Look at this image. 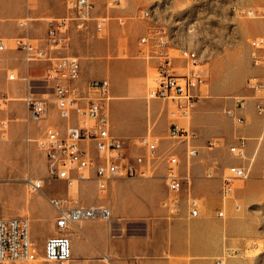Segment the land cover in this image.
Returning <instances> with one entry per match:
<instances>
[{
  "label": "rangeland",
  "instance_id": "374dc122",
  "mask_svg": "<svg viewBox=\"0 0 264 264\" xmlns=\"http://www.w3.org/2000/svg\"><path fill=\"white\" fill-rule=\"evenodd\" d=\"M113 1L116 0H97L94 16L122 17L125 24L119 26L112 19L109 28L100 35L95 33L93 23H88L87 28H78L76 21L70 19L73 15L69 14L64 0H0V40L6 47L0 53V122L5 125V132L0 133V170L4 172L0 176V217H25L30 221V235L37 249V259H41L36 264H51L42 260L44 243L41 239L49 229L51 235L47 238L56 236L54 212L48 199H68L72 204L110 208L108 193L111 184L105 192H100L93 180L75 183L67 189L65 182L48 176L44 155L36 149L35 143L27 142V139L42 136L43 131L37 126V135H32V124L39 122L32 123L27 119L22 95L25 88L21 79L27 70H30L32 78V67L41 68L47 63L26 64L22 54L14 48L15 39L24 38L30 43L45 46L52 28L50 22L56 25L66 18V26L57 35L60 42L51 47L53 58L74 57L80 63L116 62L121 70H128L126 80H144L146 97L157 76L156 62L149 56V46H139V38L162 35L167 40L168 52L173 56L177 55L175 49L178 47L194 50L199 59L197 69L207 81L199 90L200 100H221L224 102L222 109L226 110L231 109L230 103L248 97L246 80L256 74L250 64L249 42L264 36V0H118L121 8L111 6ZM246 9H254L255 16L246 17L239 12ZM144 12L149 16L143 17ZM21 22L23 27H20ZM240 52L243 55H239ZM177 63L183 64L182 61ZM10 73L17 76L16 81L7 80ZM12 86H16L15 92H12ZM35 92L42 95L50 91L42 83L36 86ZM40 97L50 98L49 95ZM152 101L159 104L160 110L166 104L162 100ZM250 102L246 99L247 107ZM12 104H19L20 108L12 109ZM168 106L171 110L172 104ZM190 116L179 120L169 116V121L191 132ZM49 128L57 130L55 126ZM150 138L158 137L150 135ZM260 143L257 156L246 155L240 159L247 167V178L234 180L231 195L223 200L225 220L233 222L227 237L228 252L222 257L224 264H264V137ZM169 149L158 153L161 158L156 161L154 169H148L146 178L134 179L156 178L157 169L164 163ZM191 163L192 160L189 166ZM212 171L209 173L213 178L216 175ZM227 174L225 170L221 178ZM31 179L42 180V188L32 190L28 185ZM27 196L32 198V204L25 201ZM46 211L51 213L48 219L45 218ZM90 222L105 225L108 240L120 231L123 234L127 232V226L120 220H114L111 228L105 221ZM33 225L38 230L36 236L32 234ZM116 226L118 230H115ZM135 229L129 233H138L140 225L137 224ZM76 237L93 243V235L76 234ZM103 262L109 264L108 260ZM92 263L93 260L88 259L79 264Z\"/></svg>",
  "mask_w": 264,
  "mask_h": 264
},
{
  "label": "built area",
  "instance_id": "2783aa9c",
  "mask_svg": "<svg viewBox=\"0 0 264 264\" xmlns=\"http://www.w3.org/2000/svg\"><path fill=\"white\" fill-rule=\"evenodd\" d=\"M97 0H64L70 18L76 21L78 28H87L93 23L96 34H103L115 19L119 26L125 24L122 17L112 18L108 14L94 16ZM217 1V0H209ZM111 6L121 8V2L116 0ZM243 16L254 17V9L239 11ZM148 17L149 13H142ZM63 18L52 27L48 34L47 45L30 43L24 38L14 41L15 50L22 54L26 64L47 63L41 79L50 98L36 96L32 80L25 74L21 79L25 88L24 104L27 119L30 122H41L48 117L49 107L54 106L58 118L65 123V130H53L49 127L42 137L28 143H35L36 148L44 155L47 174L50 178L65 182L67 189L75 183L93 180L100 192H105L110 182L115 179L146 178L148 169L155 167L158 156L159 138L147 135L138 143L145 148V154L129 156L123 142L110 132V117L108 102H110L109 81L107 79L89 80L80 85V62L74 57L51 56L54 44L60 42L57 35L66 26ZM24 23H20L23 27ZM139 46H149V56L156 62L157 76L154 85L148 90L147 101L162 100L172 104L169 116L173 119L187 118L193 112L199 99L200 88L206 85V80L197 69L198 56L194 50L186 47L175 49L177 55L168 52V43L164 36L139 38ZM6 50L0 40V52ZM249 58L251 67L256 74L249 77L245 83L248 97L234 102V109L225 110V114L237 123L244 122V117L237 116L235 111H246V99L253 102L255 116L261 120L264 128V36L254 38L249 42ZM182 61L183 64L177 62ZM9 81H15L17 76L7 74ZM43 95H48L43 93ZM41 95V96H43ZM4 122H0L1 135L5 132ZM194 133L171 123L168 138L179 142H189ZM244 139H239L236 145L228 151L235 157L245 156ZM219 142H209V148H216ZM198 150L188 144L185 155L186 162L194 159ZM167 172L165 175L167 196L161 201L160 207L170 218L180 216L186 210L191 219L200 218L203 214V204L190 193L183 197L185 178L179 173V158L169 152L165 157ZM228 174L223 177L220 197L225 200L233 191V182L247 178L248 171L243 167L229 166ZM32 190L38 191L43 186L42 180H29ZM48 203L54 212L53 226L56 236L45 241L42 259L51 264H69L72 261L71 231L83 222L105 221L112 224L113 216L110 208L104 205L82 206L72 204L68 199L50 198ZM215 216L224 219L223 210L215 211ZM30 221L25 217H0V264H36L37 249L30 235ZM112 230V229H111ZM214 264H224L222 258Z\"/></svg>",
  "mask_w": 264,
  "mask_h": 264
},
{
  "label": "crops",
  "instance_id": "0c3cea01",
  "mask_svg": "<svg viewBox=\"0 0 264 264\" xmlns=\"http://www.w3.org/2000/svg\"><path fill=\"white\" fill-rule=\"evenodd\" d=\"M44 68L45 66L32 67V78L30 70L24 75L27 74L32 85L36 87L42 84L40 81ZM80 70V85H85L89 80L109 81L110 132L123 142L127 154H145V148L138 141L147 135L158 137V153L170 148L167 153L172 152L179 158V173L187 182L184 184L183 197L190 193L201 199L203 214L200 218L191 219L184 209L180 216L170 218L160 207L161 201L167 196V165L164 159V163L157 169L156 178L115 179L110 182L108 203L112 211V222L123 221L127 232L123 234L120 231L113 239L108 240V229L105 225L83 222L71 231V262L79 264L92 259V264H104V260H108L109 264H214L215 259L222 258L228 252L227 237L230 224L233 223L226 222L225 217L219 219L215 216V208L221 205L219 209L223 210V200L220 197L223 180L221 176L229 166L247 168L228 149L236 145L239 139H244L245 156L255 157L260 149L261 138L264 137L263 124L254 114L253 102L248 104V110L235 111L237 116L244 117V122L236 124L234 119L225 114L226 109H222L223 101L199 98L190 116L193 139L174 143L167 139L170 126L169 106L164 104L160 110L157 102L150 103L146 100L144 80H126L128 70H121L116 62L102 64L97 61H84L80 63ZM43 86L46 87L44 84ZM15 91L16 86H12V92ZM34 93L37 97L41 96L35 90ZM49 93L46 94L50 95ZM22 95L25 96V89ZM229 106L234 109V103ZM11 108L19 109L20 106L12 104ZM37 126L43 134L50 126H55L60 132L65 130V123L58 118L54 106L49 107L46 120L37 125L32 124V135H37ZM36 139L38 138L32 140ZM214 141L219 142L218 148H209V142ZM188 144L198 150L190 166L185 155ZM211 169L216 175L213 178L209 173ZM50 216L51 213L46 211L45 218ZM137 224L140 225V231L130 234V231L136 230ZM117 227L115 230H118ZM37 233L38 230L33 225L32 234L36 236ZM76 234L85 237L93 235V243L90 244L84 238L78 239ZM50 235L49 229L45 237H41L42 243L45 244Z\"/></svg>",
  "mask_w": 264,
  "mask_h": 264
},
{
  "label": "bare ground",
  "instance_id": "6f19581e",
  "mask_svg": "<svg viewBox=\"0 0 264 264\" xmlns=\"http://www.w3.org/2000/svg\"><path fill=\"white\" fill-rule=\"evenodd\" d=\"M239 55H243V53L240 52ZM194 56H197L195 52H194ZM110 99H111V98H110ZM108 104H109V102H108ZM3 173H4V172L0 170V176H2ZM25 201H26L28 204H32V198L29 197V196H27V198L25 199ZM42 260H43V259H42ZM40 261H41V259H37V262H38V263H39Z\"/></svg>",
  "mask_w": 264,
  "mask_h": 264
}]
</instances>
